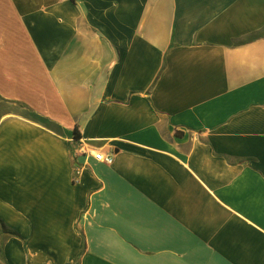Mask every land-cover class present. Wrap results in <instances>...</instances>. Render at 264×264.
I'll list each match as a JSON object with an SVG mask.
<instances>
[{
  "label": "crops",
  "instance_id": "1",
  "mask_svg": "<svg viewBox=\"0 0 264 264\" xmlns=\"http://www.w3.org/2000/svg\"><path fill=\"white\" fill-rule=\"evenodd\" d=\"M0 264H264V0H0Z\"/></svg>",
  "mask_w": 264,
  "mask_h": 264
},
{
  "label": "built area",
  "instance_id": "2",
  "mask_svg": "<svg viewBox=\"0 0 264 264\" xmlns=\"http://www.w3.org/2000/svg\"><path fill=\"white\" fill-rule=\"evenodd\" d=\"M65 1V0H62ZM78 153L84 154V155H91L94 157V159L98 162H101L106 165H112L114 163V158L111 155H105L102 152H95L91 151L89 149H85L84 147L78 149ZM83 169L81 167H76L75 169V177L76 179H79V177L82 175Z\"/></svg>",
  "mask_w": 264,
  "mask_h": 264
},
{
  "label": "trees",
  "instance_id": "3",
  "mask_svg": "<svg viewBox=\"0 0 264 264\" xmlns=\"http://www.w3.org/2000/svg\"><path fill=\"white\" fill-rule=\"evenodd\" d=\"M79 138V135H78V132L77 130H75V139H78ZM2 228L4 230V234L6 236H14V237H17V233L11 231L10 229L6 228V226L4 224H2Z\"/></svg>",
  "mask_w": 264,
  "mask_h": 264
}]
</instances>
